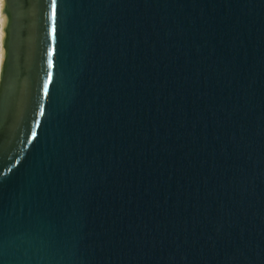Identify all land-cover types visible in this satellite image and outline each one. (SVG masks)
Here are the masks:
<instances>
[{
    "label": "water",
    "instance_id": "obj_1",
    "mask_svg": "<svg viewBox=\"0 0 264 264\" xmlns=\"http://www.w3.org/2000/svg\"><path fill=\"white\" fill-rule=\"evenodd\" d=\"M0 264H264V0H1Z\"/></svg>",
    "mask_w": 264,
    "mask_h": 264
},
{
    "label": "bare ground",
    "instance_id": "obj_2",
    "mask_svg": "<svg viewBox=\"0 0 264 264\" xmlns=\"http://www.w3.org/2000/svg\"><path fill=\"white\" fill-rule=\"evenodd\" d=\"M3 60V36H2V10H1V0H0V66Z\"/></svg>",
    "mask_w": 264,
    "mask_h": 264
}]
</instances>
